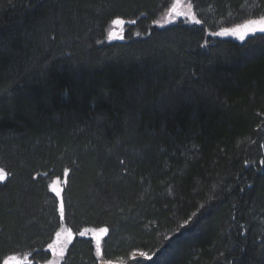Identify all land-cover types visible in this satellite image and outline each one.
Returning a JSON list of instances; mask_svg holds the SVG:
<instances>
[{
    "label": "trees",
    "instance_id": "1",
    "mask_svg": "<svg viewBox=\"0 0 264 264\" xmlns=\"http://www.w3.org/2000/svg\"><path fill=\"white\" fill-rule=\"evenodd\" d=\"M169 1L0 0V264L44 261L65 171L69 227L108 232L64 264H264V33L210 35L264 0Z\"/></svg>",
    "mask_w": 264,
    "mask_h": 264
},
{
    "label": "rangeland",
    "instance_id": "2",
    "mask_svg": "<svg viewBox=\"0 0 264 264\" xmlns=\"http://www.w3.org/2000/svg\"><path fill=\"white\" fill-rule=\"evenodd\" d=\"M194 5V0H170L167 5L162 8L163 11H161L160 14L153 19V23L159 25L160 27H166L172 24H202L197 13L195 12ZM260 19L261 18H254L247 20L237 25L226 27L216 32L210 33V35L213 38H232L234 40L244 41L250 36V34L244 38H241V36L235 34V31L233 30L239 29V31L243 33L245 29L241 26L247 24L249 21H259ZM133 20L134 19L131 21L129 19L125 20L124 18L113 20L107 33V41L113 42L123 40L124 35H128V29L125 30V28L127 27V24L133 23ZM131 30L135 31L134 26L131 27ZM225 30H229V34L221 35L220 33L224 32ZM68 172L69 171H65L62 176L53 178L50 183V190L59 199V210L61 217L60 224L57 227L55 234L52 236L49 244L44 248V261L41 259H38L39 261H35L39 262V264H64L68 257L69 246L76 236L93 238L95 246L97 247V251L100 254L102 240L108 232L107 228L105 227H87L76 232L69 227L67 221L65 220L63 202V191L64 185L67 181ZM5 177V172L0 168V180H4ZM33 262L34 261L31 259V255L29 254H26L25 256H22L21 254H13L4 260V264H36Z\"/></svg>",
    "mask_w": 264,
    "mask_h": 264
},
{
    "label": "snow or ice",
    "instance_id": "3",
    "mask_svg": "<svg viewBox=\"0 0 264 264\" xmlns=\"http://www.w3.org/2000/svg\"><path fill=\"white\" fill-rule=\"evenodd\" d=\"M245 29V31L243 33H241L239 31V29L237 30H233L235 31V34L240 35L241 38H244L245 36L249 35V34H254L257 31L264 33V17H262L259 21H249L247 24L241 26ZM221 35H226L229 34V30H225L224 32L220 33ZM187 223V222H185Z\"/></svg>",
    "mask_w": 264,
    "mask_h": 264
}]
</instances>
